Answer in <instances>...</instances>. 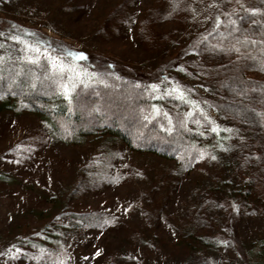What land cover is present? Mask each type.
<instances>
[{
	"label": "rangeland",
	"instance_id": "374dc122",
	"mask_svg": "<svg viewBox=\"0 0 264 264\" xmlns=\"http://www.w3.org/2000/svg\"><path fill=\"white\" fill-rule=\"evenodd\" d=\"M118 1L0 0V64H47L53 70L46 57L29 62L28 57L36 53L11 39L18 35L6 31L8 22L85 52L93 61L135 73L157 70L175 56L177 49L188 45L189 38L175 37L161 51L144 53L134 32L152 0H136L117 33H100L98 29ZM219 1L213 3L217 6ZM208 23L209 18H205L193 30L201 33ZM158 28L172 30L175 25L165 23ZM40 47L82 73L65 72L66 84L86 82L90 77V69L74 58ZM196 59L189 52L182 61ZM163 75L167 76L155 83L159 97L173 87L182 89L180 83H187L202 97L211 96L189 66H174ZM196 103L216 129H230L231 124L206 103ZM9 104L0 98V253H7L0 255V264H58L60 260L64 264H264L249 256L264 239V215L248 211L232 215L233 208L227 213L217 211L216 225L201 244L198 238L204 236L200 230L193 235L187 231L193 209L206 202L217 207L229 191L239 189L241 180L232 175L239 152L236 145L222 143L192 171L176 178L173 162L133 152L123 144L115 143L108 150L99 137H91L83 145L62 143L49 135L37 115ZM190 109H194L192 104L186 114ZM106 161L113 167L109 168ZM164 167L171 172L160 170ZM157 199L163 206L153 209L151 201ZM96 211L114 220L103 228L71 227L70 214ZM225 220L230 223L225 225ZM229 232L238 238L247 261L225 244Z\"/></svg>",
	"mask_w": 264,
	"mask_h": 264
},
{
	"label": "trees",
	"instance_id": "16d2710c",
	"mask_svg": "<svg viewBox=\"0 0 264 264\" xmlns=\"http://www.w3.org/2000/svg\"><path fill=\"white\" fill-rule=\"evenodd\" d=\"M135 1H118L98 31L109 36L117 33V27L128 20ZM223 1L210 7L214 0H152L139 17L134 32L135 41L144 53L161 51L175 37L189 38V43L177 49L167 64L149 73H135L112 63L93 61L85 52L8 22V33L34 43L38 40L57 54L67 58L72 57L69 52L84 54L83 60H74L90 69V77L75 84L69 99H65L60 87L67 82L66 75L59 79L60 73L49 69L47 64H0V98L17 110L37 115L49 135L62 143L83 145L89 138L99 137L108 150L115 143L123 144L133 152L173 162L172 174L176 178L192 171L222 143L236 145L239 152L232 175L235 180H241L239 189L229 191L217 207L206 202L193 209L195 214L187 231L193 235L200 230L204 236L198 238L200 244L213 231L217 211L227 213L233 208L232 215L235 211L237 215L240 211L264 215V0ZM205 18H209L206 29L195 33L193 28ZM165 23H173L175 28H158ZM26 32L35 35L25 36ZM189 52L197 59L183 62V55ZM177 65L191 67L198 82L211 92L210 98H205L187 83H180L186 98L206 103L231 124L230 129L213 132L215 125L204 112L202 115L194 108L191 116L186 117L190 103L172 94L156 95L151 86ZM173 79L179 78L173 75ZM165 113L172 120V133L161 130L168 127ZM111 164L108 163L109 168L113 167ZM166 169L171 172L166 167L160 170ZM160 201H151L152 208ZM105 214L72 213L71 227L98 228L97 218L114 220ZM228 241L225 244L247 261L238 238L230 233ZM56 242L54 239V247L59 250ZM249 256L264 263V239Z\"/></svg>",
	"mask_w": 264,
	"mask_h": 264
},
{
	"label": "snow or ice",
	"instance_id": "6c2138e0",
	"mask_svg": "<svg viewBox=\"0 0 264 264\" xmlns=\"http://www.w3.org/2000/svg\"><path fill=\"white\" fill-rule=\"evenodd\" d=\"M214 6H215V4L210 5V7H214ZM217 23H219V19H217ZM24 35L25 36H33L35 34L26 32V33H24ZM11 39L17 41L18 43H24L26 51L36 53L35 56H29L28 57L29 62H33L34 63L36 61H39L42 57H46L47 60L49 61L50 67L54 70V72L56 70L59 71V73H60L59 79H61V80H63V74L65 72L74 73L76 76H80L82 74L81 72L76 71L75 68L66 66L65 63L62 60H60L59 57H54V56L49 55L47 53V50H43L42 51V49L40 47V42L38 40L35 43H27L25 41H22L19 36H12ZM237 51H238V49H237ZM68 55L72 56L74 59H78V60H83L85 58L84 54L82 52H80V53L69 52ZM0 59H2V58H0ZM71 79H72V77L69 76V80H71ZM60 87L63 90V95H64L65 99H69L70 98L71 89L75 87V84H71V86H70L69 84L62 83L60 85ZM151 87H152L153 90H155L157 86L156 85H152ZM172 93H175L177 95V98L181 99L182 102L192 104V106L196 110L200 111L201 114L203 115V110L199 107V105L196 103V101L187 99L185 92L179 86L173 87L170 90V92H165L166 95H170ZM164 115H165L166 118H168V114L167 113H165ZM187 116H191V109L186 114V117ZM145 119H149V117H145ZM204 119L207 120L208 117L205 116ZM196 122L199 123V121H196ZM209 123H211V121H209ZM161 130L162 131H166L168 133H172L173 127H172L171 118H168V127L167 128H162ZM211 130L213 132L217 131L215 126H213ZM200 134L204 135L203 132H201ZM202 156H203V154H202ZM212 159L215 160L216 157L213 156ZM109 223H111V221H109L107 219L101 220L100 218H97V225L96 226L100 227V228H103V227L107 226ZM19 251H20L19 249H16V252H19ZM41 252H43V250H41ZM6 254L7 253H0V255H6ZM99 254H100V252H99V250H97L96 255L98 256ZM13 258H15V253H13ZM85 259H87V257H85ZM58 264H64L63 260H60L58 262Z\"/></svg>",
	"mask_w": 264,
	"mask_h": 264
}]
</instances>
